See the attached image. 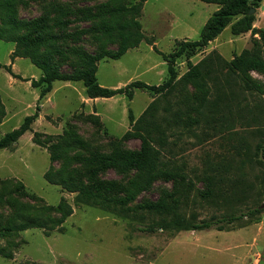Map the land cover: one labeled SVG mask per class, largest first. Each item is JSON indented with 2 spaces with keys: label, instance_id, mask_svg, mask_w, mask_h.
Listing matches in <instances>:
<instances>
[{
  "label": "rangeland",
  "instance_id": "374dc122",
  "mask_svg": "<svg viewBox=\"0 0 264 264\" xmlns=\"http://www.w3.org/2000/svg\"><path fill=\"white\" fill-rule=\"evenodd\" d=\"M106 0H20L16 3L17 18L21 21L45 16L53 30L75 34L60 41L64 53L59 66L70 71L77 66L75 50L95 52L102 47L92 27L96 19L84 17V13L95 11ZM137 0H130L129 3ZM217 4L200 0H144L137 17L145 39L135 47L127 49L117 59L104 57L97 62V82L109 88H118L132 80L148 84H160L168 78L167 62L153 45L163 53L171 52L178 42L199 38L206 19L216 10ZM253 27L264 29V0L254 9ZM61 21L57 25L56 22ZM234 21V18L231 22ZM230 22V23H231ZM230 23L206 47L194 53L176 58L174 68L176 79L186 70L187 63H197L215 51L228 61L244 48L252 46L250 31L234 35ZM258 37V34H254ZM15 47L12 40L0 39V137L16 128L24 116L35 111L37 117L30 130L24 132L8 148L0 149V181L22 182L25 189L39 197L44 204L57 205L64 201L71 213L53 230L46 233L40 227H29L17 233L0 237V246L11 250V257L0 255V264H254V254L261 252L264 245V211L256 219L229 225L223 230L214 228L201 230L157 229L155 232H141L138 225L150 222L138 221L129 216L112 212L97 205L76 200V192L68 191L59 184L48 182L44 174L49 167L58 168L59 161L51 162L45 146L32 141L35 131L40 138L51 141L75 136V148L68 154L84 156L91 152H108L114 148L138 149L137 138H122L130 129L128 112L137 119L153 100H157V114H165L164 107L170 99L160 97L149 90L134 88L131 95L116 94L111 97L89 98L81 81L52 82L51 89L39 97L42 86L32 87L29 80L13 77L3 65L22 78H39L41 71L27 57L17 56L11 61ZM114 49L115 45H104ZM203 66L208 70L207 80L211 87L208 101L217 96L214 78L220 81L221 100L219 108L208 109L206 103L202 112L196 115L200 123L180 128L170 135L165 130L160 150L161 168L176 167L184 174L182 181L156 179L152 186L142 191L136 201L156 199L164 190H175L184 196L180 210L193 213L197 218L220 216L229 210L241 207L226 204L215 205L205 201L200 191L207 184L199 178L203 162H215L225 157H236V151L243 142L251 147L259 139L256 129L244 128L238 119L236 106L225 104L248 101L247 111L242 109L243 119L254 117L251 123H264V112L255 109L248 92L239 88L238 78L232 84L224 82L226 68L218 60H207ZM250 78L264 81V75L249 72ZM193 92L191 85L178 91ZM247 97V100L243 98ZM264 97V95H263ZM238 102V103H239ZM195 105V103H193ZM168 114V113H166ZM263 118V119H262ZM255 130V131H254ZM72 167L81 168L74 162ZM84 173L83 169H79ZM258 166L249 168L247 180H252ZM131 171L119 172L113 169L98 175V179L125 183ZM178 175V177H179ZM264 202V196L261 194ZM21 202L34 203L27 197H18ZM133 205V203H132ZM231 208V209H230ZM13 209L7 203H0V224L4 223Z\"/></svg>",
  "mask_w": 264,
  "mask_h": 264
},
{
  "label": "trees",
  "instance_id": "16d2710c",
  "mask_svg": "<svg viewBox=\"0 0 264 264\" xmlns=\"http://www.w3.org/2000/svg\"><path fill=\"white\" fill-rule=\"evenodd\" d=\"M18 1L20 0H0V39L14 41L11 61L17 56L27 57L40 69L41 75L37 79L22 78L11 70L10 64L3 67L13 77L29 80L32 87L42 86L39 97L50 91L53 81L59 80L81 81L89 98L111 97L116 94L130 96L134 88L149 90L163 98H171L164 107L165 114L160 116L157 114L156 99L149 103L137 119H134L131 111L128 112L130 129L122 138L139 139L138 149L114 148L108 152H91L84 156L69 155L77 142L75 136L51 141L50 136L45 140L35 131L32 141L47 148L51 162H61L58 168L49 167L45 172L44 177L48 182L59 184L68 191H75L77 201L97 205L138 221L149 219L150 222L136 228L147 233L155 232L157 229L223 230L229 225L256 219L264 211V202L260 198L261 194L264 196V123L257 126L251 123L256 118L243 119L241 112L243 107L251 112L248 109V101L244 104H240L241 101H236L235 104L229 102L224 106L228 109L236 106L238 119L243 127L256 129L260 134L259 139L253 147L248 142H243L236 151L238 159L225 157L215 162L208 160L203 162L199 176L201 181L207 184V188L200 191V196L205 201L213 202L216 206L221 202L232 208L233 205L239 204L241 207L205 219L197 218L193 213L184 214L180 210L184 196L178 195L175 190L164 189L154 200L136 201L138 195L149 189L156 179L178 182L185 178L184 174L179 175L180 169L176 167L161 168L160 150L156 144L163 145L165 130L173 135L180 128H186L192 123L199 124V118L191 112L204 115L202 108L206 103L208 109L219 108L222 94L219 92L220 81L217 78L213 77L217 96L209 101L207 98L211 92L207 80L208 70L203 68L204 64H207L208 68L207 60L220 61L226 68L224 82L229 85L232 84L234 77L238 78L239 88L248 92L253 99L252 106L264 112V81L257 82L249 76L250 71L264 75V29L253 27L254 12L248 13L251 7L257 8L261 0H200L215 3L218 7L204 22L198 39L180 41L169 53H163L153 45V49L167 62L168 78L160 84L132 80L118 88H109L97 82L95 75L97 62L104 57L117 59L127 49L137 46L145 39L137 19L144 0L133 3H129L130 0H106L99 4L95 11L85 12L84 17L96 19L92 31L102 43V47L95 52L75 50L77 66L70 71L60 69L59 62L64 53L60 41L65 37H74V32L66 33L64 30L55 32L53 23L49 24L43 15L29 21L19 20L16 10ZM233 18L234 21L231 22ZM229 23L230 31L234 35L250 31L252 46L242 49L228 61L215 51L197 63L188 61L187 70L176 79L174 68L176 58L203 49ZM56 24H61V21H57ZM255 33L258 37L254 36ZM107 44L115 45V48L103 47ZM185 85H191L198 93L178 91L176 97L174 91L178 90V86H181L182 90ZM243 99L247 100V97ZM38 109V106H35L33 113L24 116L16 128L0 137V149L10 147L24 132L30 130ZM74 162L80 164L84 173L78 171L81 168L72 167ZM253 166L259 167L258 172L254 174L252 180L245 179L247 171ZM107 169L131 171V174L123 184L98 179V175ZM18 197L32 198L35 202L31 204L21 202ZM0 203H7L13 209L7 220L0 224V237L13 235L29 227H40L48 233L71 213L70 206L64 201L57 205L44 204L39 197L29 193L20 181L15 183L9 180L0 181ZM0 255L11 257L12 251L0 246Z\"/></svg>",
  "mask_w": 264,
  "mask_h": 264
},
{
  "label": "crops",
  "instance_id": "0c3cea01",
  "mask_svg": "<svg viewBox=\"0 0 264 264\" xmlns=\"http://www.w3.org/2000/svg\"><path fill=\"white\" fill-rule=\"evenodd\" d=\"M254 264H264V245L260 253L254 254Z\"/></svg>",
  "mask_w": 264,
  "mask_h": 264
},
{
  "label": "water",
  "instance_id": "95a60500",
  "mask_svg": "<svg viewBox=\"0 0 264 264\" xmlns=\"http://www.w3.org/2000/svg\"><path fill=\"white\" fill-rule=\"evenodd\" d=\"M253 12H254V8L251 7V8L249 9L248 13L251 14V13H253Z\"/></svg>",
  "mask_w": 264,
  "mask_h": 264
}]
</instances>
